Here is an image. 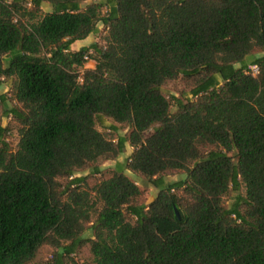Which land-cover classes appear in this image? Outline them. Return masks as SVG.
I'll list each match as a JSON object with an SVG mask.
<instances>
[{"label": "trees", "instance_id": "obj_1", "mask_svg": "<svg viewBox=\"0 0 264 264\" xmlns=\"http://www.w3.org/2000/svg\"><path fill=\"white\" fill-rule=\"evenodd\" d=\"M109 3L0 0V104L19 134L15 150L0 121V264L87 244L95 264H264V0ZM100 22L103 44L73 50ZM128 141L111 177L79 175ZM127 170L159 189L148 205Z\"/></svg>", "mask_w": 264, "mask_h": 264}, {"label": "rangeland", "instance_id": "obj_2", "mask_svg": "<svg viewBox=\"0 0 264 264\" xmlns=\"http://www.w3.org/2000/svg\"><path fill=\"white\" fill-rule=\"evenodd\" d=\"M96 1L103 3L104 14H108L110 8L109 0H96ZM90 2L91 1L84 2L83 6H86ZM42 9H43V13L49 12L52 10V5L49 2H44ZM97 29H98L97 32L93 33L92 36L90 37L89 44H92L96 41H100V43L103 44L101 37L105 35L107 28L103 22H100L98 24ZM80 44H82V42ZM263 54L264 52L259 53V55H263ZM95 65H96L95 59L89 58L87 67L93 68L95 67ZM11 85H12V79L1 78L0 95L8 92L11 88ZM185 90H187V87L183 82H176V83L168 84L163 87V91L168 97H172V96L182 97L183 96L182 93ZM14 105L15 103L9 100L8 106L12 107ZM4 110H5L4 106L0 104V121H2L4 125L6 126L10 125V127H12L11 131L8 133V141L11 144L12 148L16 150L19 143L18 129L11 116L2 118ZM106 125H115L118 129L111 130L110 132L109 131L110 128ZM98 129L103 131L108 137L113 138L115 140H118L120 136H128L130 132L129 127L119 125L110 118L106 119L105 125L99 123ZM133 151H134V147L131 145L130 141H128L126 144L125 152L119 158L115 160H107L100 162L99 167L101 168V171L99 173H93V168H88L79 175H88L90 177L91 184H94L95 182H97V180L103 178H109L111 177V175L113 174L114 170L117 168V165L119 163L122 164L126 163L128 158L132 155ZM126 174H128V176L132 178L143 190L144 192L142 198L143 203L148 205L157 197L159 189L155 187L148 179L128 170L126 171ZM186 178H187L186 172L178 171L171 174H167L165 176V181L167 183H171L180 180H185ZM240 193L245 194L244 187L240 192L232 191L229 194V196L226 197L225 200L226 205L230 207L237 200L238 195ZM83 236L85 238L94 237L93 229H88ZM31 264H95V261H94V256L91 252L90 244H87L84 247L78 249L75 253L71 255H67L63 249H58L50 245H45L39 250L36 259Z\"/></svg>", "mask_w": 264, "mask_h": 264}, {"label": "crops", "instance_id": "obj_3", "mask_svg": "<svg viewBox=\"0 0 264 264\" xmlns=\"http://www.w3.org/2000/svg\"><path fill=\"white\" fill-rule=\"evenodd\" d=\"M92 36V34L89 36V37H87V38H85V39H83V40H78V41H76L73 45H72V49L73 50H79L80 48H82L83 46H87V45H90L89 44V42H90V37ZM82 42V44H80ZM79 44H80V47H79Z\"/></svg>", "mask_w": 264, "mask_h": 264}, {"label": "built area", "instance_id": "obj_4", "mask_svg": "<svg viewBox=\"0 0 264 264\" xmlns=\"http://www.w3.org/2000/svg\"><path fill=\"white\" fill-rule=\"evenodd\" d=\"M251 68H252V70H253L254 73H257L258 72V66L257 65L252 66Z\"/></svg>", "mask_w": 264, "mask_h": 264}, {"label": "water", "instance_id": "obj_5", "mask_svg": "<svg viewBox=\"0 0 264 264\" xmlns=\"http://www.w3.org/2000/svg\"><path fill=\"white\" fill-rule=\"evenodd\" d=\"M176 212H177V215L180 217V213H179V211H178V210H176Z\"/></svg>", "mask_w": 264, "mask_h": 264}]
</instances>
